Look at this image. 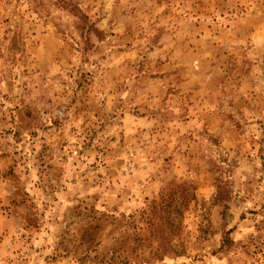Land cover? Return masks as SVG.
Segmentation results:
<instances>
[{
    "label": "rangeland",
    "instance_id": "374dc122",
    "mask_svg": "<svg viewBox=\"0 0 264 264\" xmlns=\"http://www.w3.org/2000/svg\"><path fill=\"white\" fill-rule=\"evenodd\" d=\"M0 264H264V0H0Z\"/></svg>",
    "mask_w": 264,
    "mask_h": 264
}]
</instances>
